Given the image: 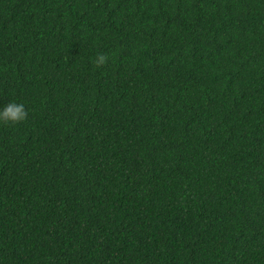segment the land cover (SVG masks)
Instances as JSON below:
<instances>
[{"label":"trees","instance_id":"trees-1","mask_svg":"<svg viewBox=\"0 0 264 264\" xmlns=\"http://www.w3.org/2000/svg\"><path fill=\"white\" fill-rule=\"evenodd\" d=\"M12 100L0 264H264V0H0Z\"/></svg>","mask_w":264,"mask_h":264},{"label":"clouds","instance_id":"clouds-1","mask_svg":"<svg viewBox=\"0 0 264 264\" xmlns=\"http://www.w3.org/2000/svg\"><path fill=\"white\" fill-rule=\"evenodd\" d=\"M108 62V57L102 53H98L94 58V65L97 68L103 67ZM28 113L26 106L22 102L15 100L9 101L7 104L0 106V124L16 125L25 121Z\"/></svg>","mask_w":264,"mask_h":264}]
</instances>
